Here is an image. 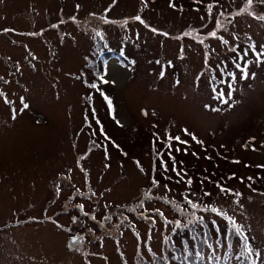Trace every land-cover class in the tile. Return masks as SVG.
<instances>
[{"label":"rangeland","instance_id":"374dc122","mask_svg":"<svg viewBox=\"0 0 264 264\" xmlns=\"http://www.w3.org/2000/svg\"><path fill=\"white\" fill-rule=\"evenodd\" d=\"M0 28V263L264 264V0H0Z\"/></svg>","mask_w":264,"mask_h":264},{"label":"trees","instance_id":"16d2710c","mask_svg":"<svg viewBox=\"0 0 264 264\" xmlns=\"http://www.w3.org/2000/svg\"><path fill=\"white\" fill-rule=\"evenodd\" d=\"M30 18L31 19L29 21V24H27V27H28L27 30L28 31H26V34H25L24 31L23 32H18V30H20L18 28H16L15 30L14 29L12 30V28H11V30L9 31V35L7 36V38L9 39V43L11 45L18 46L19 47V50L22 52V58H31V54L29 53V50H30L29 45L30 44H33V41L35 40L33 37H31V34L34 35V36H39L40 38L46 37L41 32L39 33L40 30L35 33V28L36 27L32 24V21L36 17L34 16V17H30ZM48 27L51 28V24H49ZM23 28H25V27H23ZM38 29H40L39 26H38ZM0 30L2 31L1 28H0ZM28 32H30V34H28ZM18 35H20L19 37L21 39V42H17L15 40V39L18 38ZM48 46H49V43L47 44V47ZM31 50H32V52L34 51L32 48H31ZM44 52H46V50H44ZM55 53H56V51H55ZM2 58H8V57L2 55ZM9 59H11V58H9ZM98 71H100V68L98 69ZM4 75H7V74L4 73ZM31 82H33V81L31 80ZM7 87H9V86H7ZM7 87H4V88L6 89ZM2 95H3V93L2 94L0 93V98L2 97ZM204 170H205V172L208 171V169H204ZM203 175H205L207 177L208 176H211V171L208 174L205 173ZM218 179H220V178H218ZM218 179H213V180H218ZM240 240H241L242 244L246 246L247 241L249 242V237L246 236L245 234H242ZM172 245L170 246V248L173 249L174 247H172ZM175 250L176 249L172 250V253L173 254H174ZM222 253L224 254L223 256H219V255L218 256H215L213 250L211 249V253L208 255L209 260H208L207 264H240L241 261H245V262L247 261L246 264H258L257 256H252L251 254H249L247 252L238 251V255L237 254L234 255L231 252V249H229L227 251H223ZM157 254L158 253H156L151 247H149V248L146 249L145 252H142L138 256V258L140 260H142V259H145L146 256H147L151 260L154 258V262L157 261V260L160 261V259H163V258H166L167 257L168 251L167 250L166 251L164 250L160 254L159 258L158 257H155ZM180 256L182 258V263L183 264H202V262L204 263V261H202L200 258H198V254L197 253H194V259L193 260H189L184 253L183 254H180Z\"/></svg>","mask_w":264,"mask_h":264},{"label":"flooded vegetation","instance_id":"af4514ba","mask_svg":"<svg viewBox=\"0 0 264 264\" xmlns=\"http://www.w3.org/2000/svg\"><path fill=\"white\" fill-rule=\"evenodd\" d=\"M142 218V217H141ZM96 223H98V221L97 222H88V224H92V226H94ZM88 234V232H84L83 234ZM103 235H108V236H110L113 240H114V242L117 244V249L119 248V246H118V242H119V240H120V237H121V235H120V233H115L114 235H111L109 232H106V233H102ZM103 235L99 238V239H97V240H99V241H102V238H103ZM85 236V235H84ZM75 239H78V240H80V238L79 237H77V236H75ZM96 239H94V240H90L89 238H87L86 236L84 237V241H86V244H87V242H90L91 244H94L96 241H97ZM83 241V242H84ZM82 242V243H83ZM89 247H87V248H85V249H83V252H82V254H85V255H89ZM23 260H25V258L21 255L20 256ZM0 264H3L2 262L0 263Z\"/></svg>","mask_w":264,"mask_h":264},{"label":"snow or ice","instance_id":"6c2138e0","mask_svg":"<svg viewBox=\"0 0 264 264\" xmlns=\"http://www.w3.org/2000/svg\"><path fill=\"white\" fill-rule=\"evenodd\" d=\"M249 2H251V0H249ZM136 19L137 20H139L140 19V17H136ZM153 31H155V30H153ZM166 35V34H165ZM242 73H243V75H242V78H246V76H247V73L246 72H243V70H242ZM162 75H163V73H162ZM104 83H108V81H104ZM92 87H96V85H92ZM222 95V94H221ZM229 96L231 95V93L229 92V94H228ZM107 99V98H106ZM7 102V101H6ZM226 102V101H225ZM110 101H109V105H110ZM24 107L26 108V107H28V105H24ZM176 139H178V138H176ZM73 243H75V241L73 242Z\"/></svg>","mask_w":264,"mask_h":264}]
</instances>
